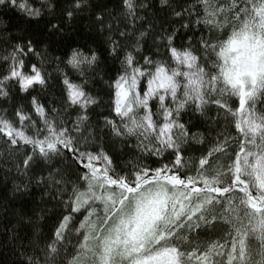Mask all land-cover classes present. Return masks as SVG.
<instances>
[{"label":"snow or ice","instance_id":"1","mask_svg":"<svg viewBox=\"0 0 264 264\" xmlns=\"http://www.w3.org/2000/svg\"><path fill=\"white\" fill-rule=\"evenodd\" d=\"M113 3L0 0V97L10 99L13 85L46 88L49 73L25 71V57L44 59L53 44L63 82L55 104L31 95V111L0 109V167L13 174L11 195L0 197L10 264H264V0H160L180 23L159 28L144 0ZM58 11L73 23L87 17L103 44L72 41L61 52L55 37L71 25L55 16L45 36L30 31ZM154 44L165 51L153 54ZM109 56L120 61L110 81L120 120L103 124L108 140L124 141L123 161L100 146L90 114L100 97L88 81ZM185 109L195 122L183 120ZM37 191L34 205L16 206ZM49 203L61 210L45 235ZM225 222L228 242L201 241Z\"/></svg>","mask_w":264,"mask_h":264},{"label":"trees","instance_id":"2","mask_svg":"<svg viewBox=\"0 0 264 264\" xmlns=\"http://www.w3.org/2000/svg\"><path fill=\"white\" fill-rule=\"evenodd\" d=\"M34 3H41V0H33ZM64 2H67V0H64ZM110 7H115V3H113V0H108ZM119 0H116V3H118ZM145 3H149L151 6V15L156 19V26L159 28L161 24L165 27H171L172 25H178L180 23V20L178 18H175L171 16L170 12L166 11L165 6L160 4V0H144ZM171 3H182L183 0H170ZM145 16H149V12L144 13ZM51 16H55L57 19L61 21V26L64 24H70V30L65 29V34L63 37H55L56 40H62L63 43L60 46L61 52L63 51V48L69 44L72 43V41H79L81 43V47L84 46V44L88 41H95L97 44H103L104 40L106 39L105 36L98 34L94 28L91 26L89 19L85 17L84 19L78 18L74 23L71 21H67L64 19L62 14L58 11L56 13H50L49 16H46L44 19H36L33 21L32 24L28 25L30 31L33 32L34 35L37 37H43L46 35L45 29L46 24L48 23V20ZM13 21L14 22H20L21 17L19 15L13 14ZM26 23V22H25ZM181 33H187V35H193L191 31L188 29L181 28ZM200 33L196 32L195 36H199ZM180 40L186 41V37L181 36ZM36 41L34 40V43ZM192 44L195 45V39L192 41ZM179 46V41H178ZM57 47L56 44H53L52 47L49 48V56L44 57V59H41L40 56H36L33 54H28L25 57V71H30L28 68V65L30 64H36L38 68H41L43 72L49 73L48 77V84L47 87L42 89L38 85L35 88V91L24 93L21 92L15 85H13L10 88V91L12 93V96L7 101L4 97H0V109H7L9 113H11L12 108L16 102L23 104L26 109L31 111V109L28 107L29 99L31 95H37L40 97L42 101L47 103L55 104L59 97L61 96L62 90H63V82L62 78L60 77L59 72L56 70V68L53 66L54 61L51 60V55H60V52H54L53 49ZM152 52L153 54L157 53V49H159L160 52H164L165 49L162 45H152ZM87 50V49H86ZM99 50V49H98ZM4 53L0 51V72L3 71L4 68V61L2 59ZM120 61L118 59H113L111 56L108 57V59L101 65L102 75H95L93 74L88 81V90L92 92L93 95L100 97V99L96 102L95 107H92L91 109V115L94 120L100 121L101 124V131H100V146L104 149V151L108 152L109 154L117 153L120 155L121 160L124 159V141L117 140L115 137H113L111 140H108L106 138V134L108 133V127L103 124L104 117L111 116L112 119L117 120L119 122V116L114 112L112 107V85L110 83L111 80L115 78V75L117 74L118 68H119ZM70 76L73 79H78L79 74L75 72H70ZM234 102H236L234 98ZM74 107V106H73ZM259 107V106H258ZM68 113L75 116V112L72 111V108H66ZM153 111L155 112V104H153ZM190 111V109H185L181 111V116L184 121L187 123H193L194 121V115H188L187 113ZM211 112L213 115L216 114V108L213 106L211 108ZM221 123L224 124V121L221 120ZM227 127V126H226ZM195 131V129H193ZM203 131V129H201ZM228 131H232L231 128H228ZM235 135V133H233ZM197 144H200V141L196 142ZM235 145H233L234 147ZM211 147V144H205L203 145L199 151L202 152L206 148ZM93 151H96L94 148ZM199 153L194 151L192 155H198ZM185 155H189L188 153H185ZM3 156V141L0 140V159H2ZM149 164H153V160L148 161ZM221 163H224L223 160H221ZM13 181V174L11 173H5L3 170V167H0V197L5 196V192H7L9 195H11V184ZM39 198V192H35V195L28 197L27 201L17 197L15 198V204L18 207L20 204L28 205H34L35 201ZM61 210V205L59 204H53L49 203L47 204V210L44 213L43 223L40 225L41 230L44 232L45 235H48V232L50 229H52L53 225L56 223V218L59 215ZM5 219L2 214H0V264H10V262L15 259V257L12 255V251L10 247H6V237L4 233L5 225ZM228 228L226 225V222L224 224L218 225V227L213 231L205 235L204 233H201V241L202 242H211L213 240L219 241L221 243L228 242L227 233ZM223 236V240L221 241L220 238ZM217 260H219V257H217Z\"/></svg>","mask_w":264,"mask_h":264},{"label":"rangeland","instance_id":"3","mask_svg":"<svg viewBox=\"0 0 264 264\" xmlns=\"http://www.w3.org/2000/svg\"><path fill=\"white\" fill-rule=\"evenodd\" d=\"M118 115V114H117ZM119 119H120V117H119Z\"/></svg>","mask_w":264,"mask_h":264}]
</instances>
